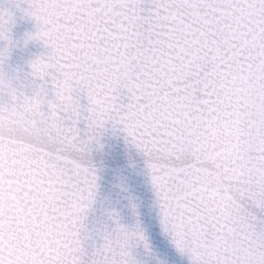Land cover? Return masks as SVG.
<instances>
[{"label":"snow or ice","instance_id":"1","mask_svg":"<svg viewBox=\"0 0 264 264\" xmlns=\"http://www.w3.org/2000/svg\"><path fill=\"white\" fill-rule=\"evenodd\" d=\"M141 2L28 0L39 25L29 39L50 49L31 72L41 80L57 74L55 99L45 113L43 88L18 97L0 78L12 101L0 105V264H80L79 221L97 177L86 162L94 136L78 137L74 88L86 94L89 133L112 121L149 157L164 229L192 264H264V231L241 203L264 209V84L256 119L237 133L240 163L232 172L242 179L227 214L198 186L199 162L189 158L171 102L198 83L185 84L179 72L191 67L196 76L209 58L239 63L264 81V0H152L147 17ZM10 22L0 12V39H8ZM60 112L71 113L70 126ZM127 242L116 222L92 264H131Z\"/></svg>","mask_w":264,"mask_h":264},{"label":"water","instance_id":"2","mask_svg":"<svg viewBox=\"0 0 264 264\" xmlns=\"http://www.w3.org/2000/svg\"><path fill=\"white\" fill-rule=\"evenodd\" d=\"M141 15L147 17L154 7L152 0H142ZM28 0H0V12L11 17L7 40L0 39V78L15 90L17 96L31 97L44 89L47 113L48 101H54L52 75L43 80L34 77L31 63L46 58L50 52L42 41L29 39L37 31V21L27 14ZM161 39H163L161 37ZM142 47H152L147 41ZM189 67L179 74L185 84L198 80L195 89L171 96L175 119L190 142L189 158L199 162L200 181L206 196L214 200L227 214L242 177L232 170L240 163L239 130L247 131L256 119L261 85L257 75L230 60L207 59L200 62L196 76ZM73 98L80 109L76 123L78 137L85 140L93 135L86 162L95 170L96 182L91 199L79 221L78 236L82 254L80 264H92L97 259L106 238L115 234L116 222L128 234L127 250L131 264H192L187 252H180L169 232L164 229L163 213L150 170L149 157L138 150L122 125L108 121L102 130L89 133L85 117L88 101L82 89L74 88ZM7 89L0 88V105H9ZM120 103H128L125 90L120 91ZM66 125H71V113L60 112ZM246 155H256L255 152ZM245 213L254 216L257 232L264 231V209L243 200ZM214 233L209 232L208 239Z\"/></svg>","mask_w":264,"mask_h":264}]
</instances>
